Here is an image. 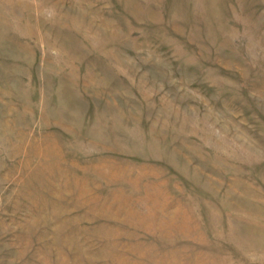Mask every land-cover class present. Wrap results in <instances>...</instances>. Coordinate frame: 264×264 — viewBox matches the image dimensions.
<instances>
[{
    "label": "rangeland",
    "instance_id": "obj_1",
    "mask_svg": "<svg viewBox=\"0 0 264 264\" xmlns=\"http://www.w3.org/2000/svg\"><path fill=\"white\" fill-rule=\"evenodd\" d=\"M0 264H264V0H0Z\"/></svg>",
    "mask_w": 264,
    "mask_h": 264
},
{
    "label": "bare ground",
    "instance_id": "obj_2",
    "mask_svg": "<svg viewBox=\"0 0 264 264\" xmlns=\"http://www.w3.org/2000/svg\"><path fill=\"white\" fill-rule=\"evenodd\" d=\"M195 259V258H194Z\"/></svg>",
    "mask_w": 264,
    "mask_h": 264
}]
</instances>
